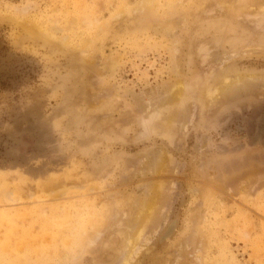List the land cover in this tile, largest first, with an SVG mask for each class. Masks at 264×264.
Returning a JSON list of instances; mask_svg holds the SVG:
<instances>
[{"label":"rangeland","instance_id":"obj_1","mask_svg":"<svg viewBox=\"0 0 264 264\" xmlns=\"http://www.w3.org/2000/svg\"><path fill=\"white\" fill-rule=\"evenodd\" d=\"M154 183L129 264H264V0H0V264H120Z\"/></svg>","mask_w":264,"mask_h":264},{"label":"bare ground","instance_id":"obj_2","mask_svg":"<svg viewBox=\"0 0 264 264\" xmlns=\"http://www.w3.org/2000/svg\"><path fill=\"white\" fill-rule=\"evenodd\" d=\"M95 20V19H94ZM227 81V79L225 80ZM225 84L228 85V83L226 82ZM220 85V84H219ZM218 85V86H219ZM224 87V85H221ZM220 86V87H221ZM225 88V87H224ZM178 90V87H177ZM224 92H222L221 94L223 95V93H225V89H223ZM180 91V90H178ZM221 92V91H220ZM177 94V91L174 92V94ZM214 93V92H213ZM216 93H219V90H216ZM215 93V94H216ZM175 94V95H176ZM212 95V94H211ZM172 96V94H171ZM217 96V95H216ZM215 96V97H216ZM214 97V99H215ZM175 98V97H172ZM172 101V99H171ZM177 110V109H176ZM168 115V114H167ZM172 119L171 118H166L163 120H160L157 124L156 127L158 128H169L171 125ZM152 153V152H151ZM155 154V153H154ZM149 157V156H148ZM151 158V157H150ZM166 158L161 157V159L159 160V163L156 166V173L161 174L165 169H166ZM155 166V165H153ZM152 166V167H153ZM150 187L147 190V194L142 198V200H139L138 202V206L140 208V211L142 213V217L136 218V220H134L133 223H135V229L133 230V232L130 234V237L127 241V251L125 253H123V258L120 264H129L131 262V259L133 257V254L135 253L134 251L137 250L136 247L139 245L141 239L143 238L144 234H145V229H146V220H148V218L150 216H152L151 214L154 212L155 210V205H156V201L158 200V196H159V186L158 184L155 185V183L153 184V186H151V184L149 185ZM94 215V214H93ZM138 217V216H137ZM95 218V217H94ZM98 220V219H97ZM86 221V219H85ZM79 224V223H78ZM94 226V225H93ZM91 229V228H90ZM172 230V229H171ZM171 233V232H170ZM148 239V238H147ZM41 249V248H40Z\"/></svg>","mask_w":264,"mask_h":264}]
</instances>
